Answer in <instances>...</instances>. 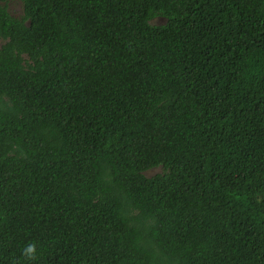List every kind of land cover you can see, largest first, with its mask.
Instances as JSON below:
<instances>
[{"label": "trees", "instance_id": "1", "mask_svg": "<svg viewBox=\"0 0 264 264\" xmlns=\"http://www.w3.org/2000/svg\"><path fill=\"white\" fill-rule=\"evenodd\" d=\"M0 264H264V0H0Z\"/></svg>", "mask_w": 264, "mask_h": 264}, {"label": "clouds", "instance_id": "2", "mask_svg": "<svg viewBox=\"0 0 264 264\" xmlns=\"http://www.w3.org/2000/svg\"><path fill=\"white\" fill-rule=\"evenodd\" d=\"M34 249L32 246H29L26 250H25V254L29 257H31V255L33 254Z\"/></svg>", "mask_w": 264, "mask_h": 264}]
</instances>
